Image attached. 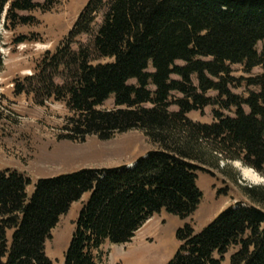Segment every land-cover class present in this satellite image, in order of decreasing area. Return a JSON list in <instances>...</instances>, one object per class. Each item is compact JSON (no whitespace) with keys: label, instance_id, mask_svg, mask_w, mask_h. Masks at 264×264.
<instances>
[{"label":"trees","instance_id":"obj_1","mask_svg":"<svg viewBox=\"0 0 264 264\" xmlns=\"http://www.w3.org/2000/svg\"><path fill=\"white\" fill-rule=\"evenodd\" d=\"M42 1L0 0V25L4 11L11 27L35 23L18 13L49 12L57 2ZM98 10L102 21L90 44L73 53V39L91 32ZM27 40L40 42L34 34L16 43ZM91 56L109 62L93 66ZM230 65L243 66L245 73L264 66V0H90L64 43L36 62L34 76L15 83L14 94L31 92L64 102L73 117L60 139L108 141L135 130L157 150L132 168L81 170L39 180L30 197L29 179L16 171L0 172V264H52L45 243L85 194L90 197L82 203L63 264H100L94 253L106 242L130 243L162 211L190 218L202 200L197 172L220 170V161L240 162L264 178V74L247 80L246 86L259 93L245 100L229 90ZM60 70L67 77L58 87L53 78ZM208 92L217 98H207ZM172 93L184 97L174 113L169 111ZM110 98L115 109L98 111ZM208 106L234 108V118L216 111L210 125L188 119ZM240 188L250 204L223 210L199 234L189 225L178 229V250L168 264H220L232 247L237 250L230 264H264V185Z\"/></svg>","mask_w":264,"mask_h":264},{"label":"rangeland","instance_id":"obj_2","mask_svg":"<svg viewBox=\"0 0 264 264\" xmlns=\"http://www.w3.org/2000/svg\"><path fill=\"white\" fill-rule=\"evenodd\" d=\"M90 0H57L49 12L40 10L20 12L21 17L34 19L35 23L27 26L11 27L5 24V12L0 25V54L3 57V69L0 73V172L16 171L29 179L31 184L26 193L30 197L34 185L42 179L56 178L73 174L81 170L114 169L137 161L147 153L157 150V146L140 131H129L116 134L111 140L100 141L95 136H87L83 142H73L60 139L68 119L73 114L66 108L64 102L55 101L54 97H38L33 94L15 95V83L23 84L24 79L34 76L36 62L46 52L55 53L74 28L80 13ZM36 3L43 4L42 0ZM99 11V10H98ZM102 21V11L94 18L91 32L73 39L71 51L76 53L80 46H88ZM5 24V26H4ZM37 35L40 42L17 44L21 37ZM263 45L257 44L256 50L261 53ZM90 64H105L109 60L90 57ZM177 66L183 63L177 62ZM232 78L229 90L233 95L246 100L250 93H259V89L246 86L247 80L264 74V66L256 67L245 73L241 65H230ZM152 73L149 66L148 71ZM67 73L60 70L54 76V84L61 87ZM173 81H180L178 76H171ZM197 87L196 77L192 78ZM36 85V84H34ZM129 85H136L135 81ZM30 90V88H26ZM154 88L151 87L150 90ZM207 98L216 99V92L205 94ZM184 97L172 93L169 99V111L178 109L177 101ZM43 103V105H40ZM114 100L110 98L98 111L109 112L115 109ZM143 108L150 109L151 105ZM249 114L247 107H243ZM220 112L225 117L234 118V108L221 110L218 106H208L202 112H191L187 115L192 122L210 125L214 122V112ZM220 170L207 168V172H197V188L202 193V200L196 212L188 219L169 215L162 211L148 220L135 234L130 243L111 245L105 243L94 255L100 264H168L178 250L175 233L185 225L191 226L195 234L202 232L215 218L229 207L238 204H250L242 194L240 187L264 185V178L253 170L244 167L240 162H219ZM222 169V170H221ZM250 170L255 176L254 181L245 177ZM223 171V172H222ZM236 177V182L231 177ZM90 195L85 194L80 202L72 204L68 213L62 216L51 238L45 243V254L52 264H63L66 250L70 244L75 223ZM11 233H8L10 237ZM237 250L232 247L224 255L220 264H230V256ZM218 259L217 255H214Z\"/></svg>","mask_w":264,"mask_h":264},{"label":"bare ground","instance_id":"obj_3","mask_svg":"<svg viewBox=\"0 0 264 264\" xmlns=\"http://www.w3.org/2000/svg\"><path fill=\"white\" fill-rule=\"evenodd\" d=\"M244 175L245 177H249L250 181L255 180V177H254L255 175L250 170H247Z\"/></svg>","mask_w":264,"mask_h":264},{"label":"crops","instance_id":"obj_4","mask_svg":"<svg viewBox=\"0 0 264 264\" xmlns=\"http://www.w3.org/2000/svg\"><path fill=\"white\" fill-rule=\"evenodd\" d=\"M133 163H134V162H131V163H129V164H126V166H133Z\"/></svg>","mask_w":264,"mask_h":264}]
</instances>
